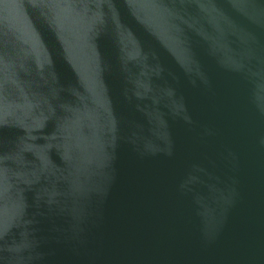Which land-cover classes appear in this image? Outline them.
I'll use <instances>...</instances> for the list:
<instances>
[{"label":"water","instance_id":"1","mask_svg":"<svg viewBox=\"0 0 264 264\" xmlns=\"http://www.w3.org/2000/svg\"><path fill=\"white\" fill-rule=\"evenodd\" d=\"M0 264H264V0H0Z\"/></svg>","mask_w":264,"mask_h":264}]
</instances>
